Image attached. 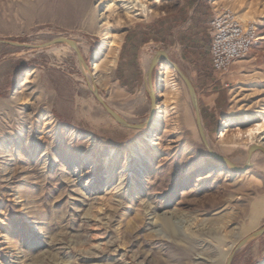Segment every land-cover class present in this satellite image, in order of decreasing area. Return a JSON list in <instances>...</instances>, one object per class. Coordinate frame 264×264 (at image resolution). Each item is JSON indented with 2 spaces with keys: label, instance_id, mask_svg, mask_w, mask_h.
<instances>
[{
  "label": "rangeland",
  "instance_id": "rangeland-1",
  "mask_svg": "<svg viewBox=\"0 0 264 264\" xmlns=\"http://www.w3.org/2000/svg\"><path fill=\"white\" fill-rule=\"evenodd\" d=\"M215 1L147 0L129 19L140 11L134 0H0V39H73L88 64L99 61V94L131 122L149 115L144 73L166 51L195 88L213 150L237 166L203 145L171 62L175 89L133 129L98 103L68 44L0 43V264H224L264 225V152L246 167L251 142L236 135L264 112V0ZM232 3L253 16L256 44L220 74L207 54L209 23L224 10L237 16ZM106 29L119 42L108 69ZM253 143L264 146V134ZM231 264H264V233Z\"/></svg>",
  "mask_w": 264,
  "mask_h": 264
},
{
  "label": "water",
  "instance_id": "water-1",
  "mask_svg": "<svg viewBox=\"0 0 264 264\" xmlns=\"http://www.w3.org/2000/svg\"><path fill=\"white\" fill-rule=\"evenodd\" d=\"M0 43L10 45L13 47H28V48H33V49H42V48H45V47H48V46H51L54 44L65 43V44H68L74 50V52L76 54L77 61H78V65H82L88 71H91L92 61L88 64L86 59L84 58V56L80 52V50L78 48V44L73 39L65 37V36H57L55 38H52L51 40H48V41L40 43V44H27V43H23V42H16V41L5 40V39H0ZM165 56H166V51L157 50V51H155L154 55L152 56V58L150 60L149 67L147 69V73H148V77H149V82H148L149 88L145 89L146 92L148 93L149 100H150L149 115L142 122L128 121L127 119L122 117L120 114H118L115 110H113L106 103V101L102 98V96L99 94L98 87L96 86V84H94V82H92L93 88L90 91L93 94V96L95 97V99L98 101V103L106 111V113L109 116H111L118 124H120L126 128L142 129V128H144L145 125L148 126V124L153 119L154 114H155V110H156V96L155 95L156 94H155V90L153 87L152 74H153L154 68L164 60ZM173 65H174L178 75L180 76V78L184 82V85L186 86V89H187L188 94H189L190 102H191V105H192V107L194 109V113H195V123H196L197 131L199 133L200 138L205 143L204 125H203V120H202L201 113H200V108H199L198 98H197L195 88H194L191 80L188 78V76L184 72H182V70H180L178 65L175 63ZM144 75H145V73H144ZM84 78H85L87 86L89 87L90 81L88 80V78L85 75H84ZM144 82H145V77H144ZM257 150L264 152V146L261 144H258V143L250 144L248 149H247L248 157H250L252 155V153L254 151H257ZM208 152L211 155H213L214 157L220 159L221 161H223L226 164H228L229 166H231L233 169H237L236 164L232 160L228 159L227 157L218 155L217 153H215L214 151H212L210 149H208ZM249 164H250V162H246L245 166L247 167ZM263 233H264V225L262 227H260L259 229L255 230L254 232H252L251 234H249L248 236H246L245 238L241 239L238 242V244L235 246V248L232 250V252L229 254V256H228V258L224 264H231L232 263L233 257L235 255L236 251L241 246H243L249 238L261 235Z\"/></svg>",
  "mask_w": 264,
  "mask_h": 264
},
{
  "label": "bare ground",
  "instance_id": "bare-ground-1",
  "mask_svg": "<svg viewBox=\"0 0 264 264\" xmlns=\"http://www.w3.org/2000/svg\"><path fill=\"white\" fill-rule=\"evenodd\" d=\"M131 1H133V0H131ZM134 1L136 2V4H134V6L138 5L140 8V11L138 13H135V14L130 13V15L128 17L129 19L135 18V16L137 14H141V13L144 14L146 12L144 8L146 7L145 2L147 0H134ZM155 1H157V0H155ZM221 1L222 0H216L214 2V4H218ZM231 6L234 9V11L237 13V19L241 23L242 26H246L250 21H252L253 16L249 12L239 10L237 8V5L234 3H232ZM149 12H152V11L150 9H148L147 13H149ZM104 45L107 48L108 57H107L105 66L108 69L109 67H112L115 64L116 51H117V48L119 45L118 40L115 37H112V35H110L108 29H106V31L104 33ZM149 60H151V59H149ZM162 62H161L162 63V66H161L162 70H161V73H160L159 79H158L159 89L157 90V95H156L157 100L161 99L164 96L163 91L167 87L170 88L171 91H173L175 89L174 84H172V82H171V75H172V70H173L172 67L175 69V67L173 65L175 62L173 60H169V55L167 53H166V56ZM170 62H171L172 67L170 65ZM149 64H150V62H149ZM79 68H80L83 76L85 75L88 78V80L90 81V86L89 87L87 86L88 89L92 90V88H93L92 82H94V84H95L96 74L98 73V71L100 69L99 61L97 59H95V61H93L91 63V71H88L82 65H79ZM147 69L145 70V75H144V77H145V82L143 85L144 89L149 88V85H148L149 77H148ZM175 71H176V69H175ZM20 93H21V91H16L13 98H17V97L20 98V96H19ZM107 104L112 108V106L108 102H107ZM112 109L115 110L116 108L113 107ZM115 111L118 114H120L122 117H124L125 119L130 121V119H128L125 115H122L117 109ZM260 114H261V118H260L259 122H256L254 125L247 127L244 131L237 130L236 135L237 136L241 135V137H245L246 141L251 142V144L253 143L254 140L257 139V137H260L261 135H263L264 134V112H260ZM159 125L160 124H158L157 126L159 127ZM154 136H156V135H154ZM204 136H205V143L202 141L201 138H200V140L202 141V143L205 146V148L207 149V151H208V149H210L216 153V151L213 150L212 143L210 142L205 130H204ZM227 137H228V130L226 129V120H225V121L221 122V124H220V129L217 132V140L220 143H224V141L227 139ZM249 145H250V143H249ZM249 145H248V147H249ZM218 155H220V154H218ZM251 157H252V155L250 157H248V153H247V160L244 163L251 162ZM245 237H243V238H245ZM243 238H241V239H243ZM231 252H232V250L228 253L225 261L227 260L229 254ZM225 261H224V263H225Z\"/></svg>",
  "mask_w": 264,
  "mask_h": 264
},
{
  "label": "built area",
  "instance_id": "built-area-1",
  "mask_svg": "<svg viewBox=\"0 0 264 264\" xmlns=\"http://www.w3.org/2000/svg\"><path fill=\"white\" fill-rule=\"evenodd\" d=\"M210 65L216 73H226L238 60L248 55L256 44V35L250 25L242 26L235 13L224 10L209 23Z\"/></svg>",
  "mask_w": 264,
  "mask_h": 264
},
{
  "label": "crops",
  "instance_id": "crops-1",
  "mask_svg": "<svg viewBox=\"0 0 264 264\" xmlns=\"http://www.w3.org/2000/svg\"><path fill=\"white\" fill-rule=\"evenodd\" d=\"M128 41H129V40L124 41V44H125L124 47H125V48H126V46H127L126 43H127ZM209 45H210V42L207 43V47H208V48H207L208 58H209ZM129 46L131 47V44H129ZM125 48H124V49H125ZM126 57H127V56H126ZM128 58H131V57L129 56ZM151 58H152V57H151ZM209 60H210V59H209Z\"/></svg>",
  "mask_w": 264,
  "mask_h": 264
}]
</instances>
